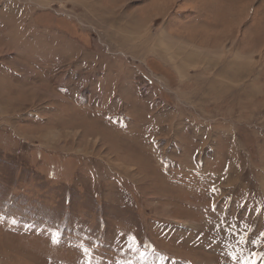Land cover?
<instances>
[{
  "label": "rangeland",
  "instance_id": "374dc122",
  "mask_svg": "<svg viewBox=\"0 0 264 264\" xmlns=\"http://www.w3.org/2000/svg\"><path fill=\"white\" fill-rule=\"evenodd\" d=\"M0 56V264H264V0H0Z\"/></svg>",
  "mask_w": 264,
  "mask_h": 264
},
{
  "label": "crops",
  "instance_id": "0c3cea01",
  "mask_svg": "<svg viewBox=\"0 0 264 264\" xmlns=\"http://www.w3.org/2000/svg\"><path fill=\"white\" fill-rule=\"evenodd\" d=\"M16 7L18 8L19 6L16 4ZM118 20H119V22L120 21H122V18H117V23H118ZM116 20H114V22H115ZM131 21V19L130 20H127V18H126V22H130ZM123 23V22H122ZM49 36H52V35H49V34H47V33H43L42 34V37H40L41 39H37L36 37H34V36H29V37H27V39H28V41H31V42H34V43H37L38 42V44H40L41 46H42V48H43V51L40 53V54H42L43 55V57L44 58H46V59H57V61H58V64H64V62H65V59L67 58V52H66V49H65V46H66V44H63L62 42H65V40H63V39H59L60 40V42L62 43V49L61 50H55V48H54V50H52L51 49V47H50V43H51V41L53 40H55V38H56V36H52V38L51 37H49ZM47 39H51V41H49V40H47ZM129 41V40H128ZM172 42L174 43V47L176 48V50H177V52H176V55H174L172 58H174L171 62H168V60L167 61H164L162 58H161V56L160 55H162V56H164V58H166V56L165 55H163V53H161V54H158L157 53V55H155V52H154V57H155V59H157L158 61H160L159 63L161 64V65H163V66H165V67H167L169 70H170V72L172 73V74H174V75H176V77L178 78V80L179 79H182L184 82H186L187 80H193L194 82L196 81V80H200V81H202V84L205 86V88L207 87V85H206V83L208 84V79L210 78V76H208V77H203V78H205V79H203L201 76H199V75H195V74H190V72H191V70L192 69H194V66H196V65H198L200 62H201V60H203V59H201V60H199V61H197L196 62V65H194L195 63H193L192 64V62H190V59H191V57H190V54H191V56H193L194 54L196 55V52L195 51H193V50H190L189 49V45L188 44H186V43H181V42H175V41H173L172 40ZM157 44V43H156ZM18 51V50H17ZM155 51H156V48H155ZM14 52V51H13ZM15 53V52H14ZM29 54H30V52H28ZM39 55V54H38ZM1 57V56H0ZM190 57V58H189ZM201 58L203 57V56H200ZM167 59V58H166ZM192 60V59H191ZM90 62H91V60H89L87 63H85L84 65H83V67H85V66H87L88 64H90ZM187 64V66L186 65H184V69L186 68V70H185V72L183 73V75L182 76H180V75H177L176 73H175V71L177 70V69H179V68H175L176 66L175 65H182V64ZM1 64V63H0ZM190 68H192L191 70H190ZM233 69H235L236 71H241L242 69L240 68V67H238L236 64L234 65V68ZM2 71V69H1V67H0V72ZM179 73V72H178ZM223 74V73H222ZM193 77V78H192ZM197 77V78H196ZM204 88V89H205ZM1 89H3V88H0V90ZM32 94H34V92H32L29 96H31ZM27 97V96H26ZM187 101L186 102H183V100H179V102L181 103V101L183 102V104H187V102L189 103V100L188 99H186ZM159 106H160V104H159ZM163 109H164V107L162 106L161 108L159 107V110H158V117H177L181 112H179L178 111V113H177V115L176 116H174L173 114H172V112L171 111H169L168 113H164L163 112ZM30 113V112H29ZM25 114H23V115H21L20 117H23ZM26 115H29L28 113L26 114Z\"/></svg>",
  "mask_w": 264,
  "mask_h": 264
},
{
  "label": "bare ground",
  "instance_id": "6f19581e",
  "mask_svg": "<svg viewBox=\"0 0 264 264\" xmlns=\"http://www.w3.org/2000/svg\"><path fill=\"white\" fill-rule=\"evenodd\" d=\"M88 4H90V2H88ZM91 6H92V5H91ZM9 34L11 35V33H9ZM9 34H8V35H9ZM145 34H147V33H145ZM129 38H130V37H129ZM165 38H166V37H165ZM167 38H168V37H167ZM161 39H162V38H160V40H161ZM162 40L165 41L164 39H162ZM163 41H159V42H157V44H156V43H155V44L157 45V47L162 48V45H163L162 43H163ZM166 41L168 42L169 45H170L169 42L173 43V42H172V39H170V40L167 39ZM165 44H166V42H165ZM168 44L166 45V48H168V49H169V48H172L171 45L169 46ZM173 44H174V43H173ZM160 48H159V49H160ZM163 48H165V47L163 46ZM41 52H42V51H41ZM163 52H165V51H163ZM176 67H177V66H176ZM180 67H181V66H180ZM180 67H177V68H180ZM176 72H179V71H176Z\"/></svg>",
  "mask_w": 264,
  "mask_h": 264
}]
</instances>
